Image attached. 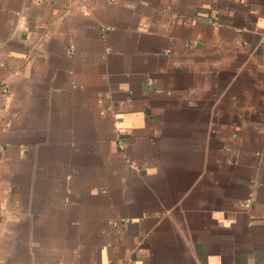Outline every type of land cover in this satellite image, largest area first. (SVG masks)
<instances>
[{"label":"crops","instance_id":"1","mask_svg":"<svg viewBox=\"0 0 264 264\" xmlns=\"http://www.w3.org/2000/svg\"><path fill=\"white\" fill-rule=\"evenodd\" d=\"M0 264H264V0H0Z\"/></svg>","mask_w":264,"mask_h":264},{"label":"built area","instance_id":"2","mask_svg":"<svg viewBox=\"0 0 264 264\" xmlns=\"http://www.w3.org/2000/svg\"><path fill=\"white\" fill-rule=\"evenodd\" d=\"M119 145H120V146H122V141H119ZM245 206H247V207H248V205H247V204H245Z\"/></svg>","mask_w":264,"mask_h":264}]
</instances>
